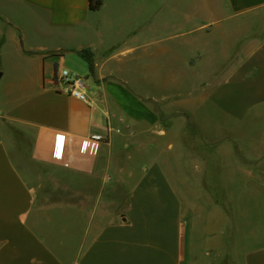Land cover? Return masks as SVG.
Wrapping results in <instances>:
<instances>
[{"label": "crops", "instance_id": "obj_1", "mask_svg": "<svg viewBox=\"0 0 264 264\" xmlns=\"http://www.w3.org/2000/svg\"><path fill=\"white\" fill-rule=\"evenodd\" d=\"M89 1L0 0V264H264V0Z\"/></svg>", "mask_w": 264, "mask_h": 264}, {"label": "built area", "instance_id": "obj_2", "mask_svg": "<svg viewBox=\"0 0 264 264\" xmlns=\"http://www.w3.org/2000/svg\"><path fill=\"white\" fill-rule=\"evenodd\" d=\"M60 81L71 87L70 94L80 101L86 100V95L81 91L82 82L81 79L75 77L69 71L61 69L58 73ZM101 138L99 137H86L81 139L77 145V151L82 155L92 156L94 155L101 143ZM68 142V137L65 134L55 133L52 136V150L54 158L63 167H68V156L66 154V145Z\"/></svg>", "mask_w": 264, "mask_h": 264}, {"label": "rangeland", "instance_id": "obj_3", "mask_svg": "<svg viewBox=\"0 0 264 264\" xmlns=\"http://www.w3.org/2000/svg\"><path fill=\"white\" fill-rule=\"evenodd\" d=\"M150 2H149V4H150V6L152 7V4H153V0H149ZM167 2L170 4V3H178V4H189L190 3V0H167ZM197 2V0H194V3H196ZM209 3L212 5H216V4H221V3H223V1L222 0H209ZM147 15H150V16H152L153 15V9L152 8H150V10L149 11H147V13H146ZM148 17V16H147ZM136 23H137V20H136V22H134L133 23V26L132 25H130V27H129V29H126V34L127 35H130V36H132V35H135V36H139L140 38H142V37H147V36H149L150 35V32H152V29L148 26V25H146V27L145 28H142V27H137L136 26ZM152 34V33H151ZM211 47H212V45H211ZM172 62V63H171ZM174 61H172L170 58H166V59H163L162 60V66H161V81L159 82L160 84H162V83H169L170 82V80H167L166 78H167V76H168V70L170 69V68H173L174 66H173V63ZM129 66V67H128ZM128 66H125V69L123 68L122 69V72H124V70L126 71V73H125V76H127V78H128V76L131 74V72H133L135 69L131 66V65H128ZM67 69H68V67H66ZM211 69H212V67H211ZM137 70H135L134 72H136ZM70 73L71 74H73L75 77H77V78H79V77H81V75H76L75 73H73V72H71L70 71ZM177 79H178V81H180L181 83H183V84H185V85H188V89H193L194 88V86H195V84L193 83V80H192V78L191 77H189L188 75H186V74H184V73H182V74H178V76H177ZM194 84V85H193ZM85 93V92H84ZM86 95V99H87V94H85ZM209 112H210V114H209V118L210 119H212L213 118V112H215L214 111V109L213 108H209V110H208ZM202 112H200V113H198V114H201ZM198 114H196V115H198ZM119 119H121V118H119ZM219 119H225V117H220ZM260 123V122H259ZM262 127H263V125L260 123V125L258 126V129H260V130H258V133H261L262 131H261V129H262ZM19 164V166H22L20 163H18ZM242 223H243V233H244V230H245V225H244V223H245V221H242ZM245 236L243 235V238H244Z\"/></svg>", "mask_w": 264, "mask_h": 264}, {"label": "trees", "instance_id": "obj_4", "mask_svg": "<svg viewBox=\"0 0 264 264\" xmlns=\"http://www.w3.org/2000/svg\"><path fill=\"white\" fill-rule=\"evenodd\" d=\"M100 5H101V0H90L89 1V9L91 11L98 10ZM79 55L87 61L89 67L92 69L91 54L88 51H81V52H79ZM55 73H56V66H55Z\"/></svg>", "mask_w": 264, "mask_h": 264}]
</instances>
